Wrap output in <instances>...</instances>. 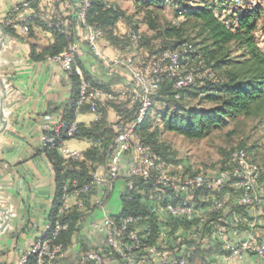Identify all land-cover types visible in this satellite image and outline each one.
Listing matches in <instances>:
<instances>
[{
  "label": "built area",
  "instance_id": "2783aa9c",
  "mask_svg": "<svg viewBox=\"0 0 264 264\" xmlns=\"http://www.w3.org/2000/svg\"><path fill=\"white\" fill-rule=\"evenodd\" d=\"M233 1L239 3L241 0ZM92 4L93 0H80L77 27L83 28V34L79 38L69 36L61 21L43 17L47 29L69 36L65 50L46 59L65 72L74 70L77 74L79 93L75 116L87 107L95 121H99L104 103H118L128 98L127 114L117 113L111 126L114 138L105 174L97 167L82 178L77 169L70 166L71 161L84 159L82 151L69 143L78 132L75 117L71 123L55 120L48 131L43 132L42 147L57 153L63 161L62 174L69 173L70 176L62 186L61 205L54 220L45 224L18 264H25L29 256L35 257V264H60L68 246L60 239L68 229L67 223L61 220L69 210L68 198H74L73 205L77 210L86 211V197L101 187V199L95 201L96 206L101 205L124 171L127 183L123 197L130 199L126 194L133 190L136 178L155 192L156 199L149 201L154 200L152 209L159 228L150 239L139 226L141 217L104 213L101 218L90 221L89 228L103 235L105 251L90 249L83 252L80 264H235L246 256L255 260L247 264H264V161L256 162L247 149L236 147L228 153L225 168L184 172L157 161L149 146L138 137L137 128L152 107L153 97L164 79L174 81L177 99L181 90L195 82V70H184L181 65L191 47L183 43L179 49L165 50L148 60L144 69L135 66L138 60L146 62L139 52L132 51L122 59L116 56L113 61H108L99 48V40L103 38L101 29L86 22ZM22 6L27 8L28 3ZM34 16L20 17L22 32L27 33ZM127 38V49H136L142 42L139 31H128ZM84 45L103 61L105 67H124L130 75L127 86L115 93L95 86L86 78L76 64ZM198 67L203 69L200 78L214 80V73L205 69L202 61H198ZM44 119L49 120L50 116L46 115ZM127 152L131 160L124 170L122 157ZM176 222L178 227L173 229ZM206 249H216L219 255L191 261L190 251Z\"/></svg>",
  "mask_w": 264,
  "mask_h": 264
},
{
  "label": "trees",
  "instance_id": "16d2710c",
  "mask_svg": "<svg viewBox=\"0 0 264 264\" xmlns=\"http://www.w3.org/2000/svg\"><path fill=\"white\" fill-rule=\"evenodd\" d=\"M129 1L132 3L133 11L125 15L122 10L112 3L105 0H93V4L86 14V22L101 29L105 40L113 48L122 51L126 49L129 43L128 31H138L139 22L143 23L146 30L152 32L153 35L142 39L138 48L130 49L128 52H139L144 56L146 62L141 63L138 61L135 63L136 68L144 69L148 60L155 58L161 52L179 49L183 43H187L191 47L189 54L192 59L196 60L197 67L198 61H202L205 69L214 73V80L200 78L189 87L181 90L178 99L175 98L174 81L167 79L162 81L159 92L153 97L152 107L155 101L164 104H170L172 101L181 102L184 95L189 93L199 96L201 102L205 100L214 104L213 107L207 110H204L203 107L181 109L175 105L168 116L166 114L162 115L161 124L164 130L181 134L187 138L199 139L212 128L223 125L228 116H255L259 117L264 123V48L256 43L253 36L259 18L257 13L237 11L230 15L226 12L222 0H218L220 3L216 5H209L204 2L203 5L193 6V0H189L185 4L179 0H171L176 8L173 13V20L167 26H163L162 13L159 11L160 7H158L160 0ZM164 1L168 2L167 0ZM242 2L243 0L239 3L235 2V4L239 5ZM106 5H109V7L107 8ZM148 7L155 8L146 9ZM134 17L139 20L138 23L135 20L133 21ZM187 24H191L190 28L194 31V39L199 40L198 44L193 41L194 39L191 41L181 36L185 28L188 27ZM51 31L54 39L53 45L39 53H36L35 47L31 46L30 54L33 59L39 60L65 50L69 36L56 30ZM74 35L75 33H72L71 36ZM78 66L80 67V65ZM82 73L88 78L85 72ZM68 74L70 97L64 105L62 120L71 123L75 117L74 108L79 93V81L74 70ZM100 88L108 91L106 86ZM129 100L127 98L109 105L117 113L127 114L125 113V105ZM218 101L219 103L216 104ZM151 108L137 128L139 139L149 146L157 161L170 164L175 169H181L184 172H193L190 167L184 169L185 166H180L181 168H179L180 163L176 158V153L167 144L159 140L160 129L154 126L150 120L149 111ZM129 115L131 114L129 113ZM76 137L92 139L95 143L89 145L83 152L84 159L82 161H71L70 166L76 168L82 178L98 166L105 167L112 151L114 138L111 127L102 120L95 121L89 127L79 128L78 126ZM240 147L245 148L244 146ZM44 150L52 164L56 184L48 216L49 220H54L61 205L62 186L70 174H62L63 161L55 151ZM130 160V153H125L122 157L124 170L128 167ZM226 166L227 157L219 169ZM122 176L126 179L125 171ZM126 195L130 196V199L121 197L119 214L141 217L140 228H143V232H146L148 238L153 239V235L156 234L160 224L154 215L152 204L145 200L156 199L155 192L136 178L133 190ZM151 202H154V200ZM81 217H83V212L71 209L61 218L68 225V229L60 236V239L66 245H68L74 228ZM175 225H178L177 222ZM173 229H175V226ZM211 254V251L202 253L194 251L191 253V259H208ZM25 264H35V257L29 256Z\"/></svg>",
  "mask_w": 264,
  "mask_h": 264
},
{
  "label": "crops",
  "instance_id": "0c3cea01",
  "mask_svg": "<svg viewBox=\"0 0 264 264\" xmlns=\"http://www.w3.org/2000/svg\"><path fill=\"white\" fill-rule=\"evenodd\" d=\"M122 10L125 15L132 12V3L124 5L122 0H105ZM28 7L24 8L23 3ZM80 0H0V264H18L20 258L36 241L49 221V213L55 194V180L52 164L41 143L43 132L55 120L62 119L64 105L70 97L69 74L46 56L33 59L31 46L39 53L53 45V33L47 29L43 17L61 21L69 31V36L79 38L83 28L77 27V11ZM35 15L27 33L22 32L19 19L22 16ZM143 23L139 22L138 25ZM99 48L108 61L118 56L122 59L127 53L113 48L105 38L99 40ZM78 62V63H77ZM82 72L98 87L106 86L108 91L118 93L130 82L127 70L122 66H104L101 59L94 56L86 45L76 60ZM104 103L101 120L112 126L117 112ZM50 116L45 120L44 116ZM80 127H89L95 122L94 116L83 107L75 116ZM72 147L82 153L95 141L76 137L69 141ZM105 174L106 166H98ZM127 179V178H126ZM120 176L111 192L100 200L101 187L86 197V211L78 220L70 237L66 255L60 264H80L81 254L90 249L105 251L104 237L89 228L92 220L101 218L104 213L119 214L121 197L127 180ZM143 199V198H142ZM115 200L119 203L116 207ZM149 204L151 201L145 200ZM69 210L74 207V198L69 197ZM92 209H89L90 206ZM7 223L3 225V212ZM68 210V211H69ZM177 229L178 225H175ZM184 234V233H182ZM209 258L218 256L216 249ZM193 251H190V255ZM193 259V258H192ZM191 261H195L196 259ZM255 262L246 256L235 264Z\"/></svg>",
  "mask_w": 264,
  "mask_h": 264
},
{
  "label": "rangeland",
  "instance_id": "374dc122",
  "mask_svg": "<svg viewBox=\"0 0 264 264\" xmlns=\"http://www.w3.org/2000/svg\"><path fill=\"white\" fill-rule=\"evenodd\" d=\"M167 1L168 2L160 0V3H158L159 6L157 5L160 7L159 11L162 13L161 21L163 26H167L170 21L173 20V13L176 9L174 7L175 5L172 4L173 1ZM179 1L185 4L188 3L189 0ZM197 1L198 0H193L192 6L203 5L204 2L209 5L220 3L218 0ZM222 1H224L222 4L226 7V12L230 15L237 11H251L258 14L259 18L253 36L256 43L261 48H264V0H243L239 5L235 4L233 0ZM126 3L130 5L127 0H122V4L125 5ZM154 8L155 7H148L146 9ZM134 20L137 21L136 23L139 21L135 17L133 21ZM187 26L188 27L185 28L181 36L192 41L194 39V31L190 28L191 24H187ZM137 28L142 39L153 35L152 32L146 30L144 24L138 25ZM193 41L197 44L199 42L198 39H194ZM124 51L127 53L130 49L126 48ZM181 65L184 70L190 68L195 70V82L200 79L203 69L197 67L196 60L194 58L192 59L189 53L184 55ZM217 103H219V101L216 102V104ZM175 105L179 106L181 109L203 107L204 110H207L213 107L214 104L205 100L201 102L199 101V96H195L194 93H189L184 95L181 102L172 101L170 104H164L155 101L153 107L149 111L152 124L160 129L159 140L167 144L171 150L176 153V158L180 163L179 168L185 166L184 169L190 167L192 171H214L219 169L222 162L226 160L227 154L231 149L240 146H244L256 162L264 161V123L259 117L243 115L228 116L223 125L212 128L202 138L192 139L175 132L166 131L162 128V115L166 114V116H168L170 112L173 111ZM118 203L119 201L115 200L116 207Z\"/></svg>",
  "mask_w": 264,
  "mask_h": 264
},
{
  "label": "water",
  "instance_id": "95a60500",
  "mask_svg": "<svg viewBox=\"0 0 264 264\" xmlns=\"http://www.w3.org/2000/svg\"><path fill=\"white\" fill-rule=\"evenodd\" d=\"M3 212V225H2V227H1V229L6 225V223H7V215H6V213H5V211L3 210L2 211Z\"/></svg>",
  "mask_w": 264,
  "mask_h": 264
}]
</instances>
